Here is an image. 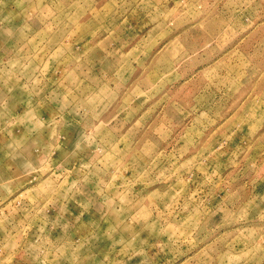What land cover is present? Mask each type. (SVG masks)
<instances>
[{"label": "rangeland", "instance_id": "rangeland-1", "mask_svg": "<svg viewBox=\"0 0 264 264\" xmlns=\"http://www.w3.org/2000/svg\"><path fill=\"white\" fill-rule=\"evenodd\" d=\"M0 264H264V0H0Z\"/></svg>", "mask_w": 264, "mask_h": 264}, {"label": "crops", "instance_id": "crops-1", "mask_svg": "<svg viewBox=\"0 0 264 264\" xmlns=\"http://www.w3.org/2000/svg\"><path fill=\"white\" fill-rule=\"evenodd\" d=\"M7 97H8V95H7V96L4 95V96H2L0 99H2L3 101H6V100H7Z\"/></svg>", "mask_w": 264, "mask_h": 264}]
</instances>
